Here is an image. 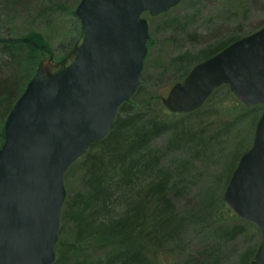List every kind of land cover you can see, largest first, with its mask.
<instances>
[{
  "label": "water",
  "instance_id": "water-1",
  "mask_svg": "<svg viewBox=\"0 0 264 264\" xmlns=\"http://www.w3.org/2000/svg\"><path fill=\"white\" fill-rule=\"evenodd\" d=\"M181 1H80L76 46L61 60L39 62L4 124L0 264L55 263L66 175L109 135L121 106L138 92L150 31L144 13L157 16ZM223 85L243 106H264V26L196 64L162 102L171 113H194ZM224 201L258 227L261 243L250 264H264V111Z\"/></svg>",
  "mask_w": 264,
  "mask_h": 264
},
{
  "label": "trees",
  "instance_id": "trees-1",
  "mask_svg": "<svg viewBox=\"0 0 264 264\" xmlns=\"http://www.w3.org/2000/svg\"><path fill=\"white\" fill-rule=\"evenodd\" d=\"M34 1L41 0H7L6 3L29 7ZM43 1L48 3L46 12L49 14L55 13L56 6H62V0ZM38 35L28 33L17 38L0 37V148L4 143L6 118L34 77L38 61L43 59L39 60L38 56L39 48L43 46ZM246 35H231L197 53L187 52L177 58L174 65L184 78L196 63L212 57ZM76 44L77 41L69 50ZM144 95L141 86L135 96L121 106L109 135L95 143L71 166L70 175L75 174L71 182L73 189L69 184L70 193L62 210L63 220L69 226L61 230L62 240L60 247H56L57 259L54 264H166L171 259L162 260L160 257L164 253L171 258L180 254L179 241L185 217L177 210L175 200L190 183L188 167L184 162L177 161L165 164L164 159L171 152L185 149L193 142L200 149L208 147L211 138L202 137V121L195 122L194 119L208 115L212 96L194 113L166 114L178 116L174 122L166 119L162 111L159 112L157 98L151 96L141 100ZM239 107L242 106L237 104ZM154 110L156 114H153ZM246 110L239 111L238 118L234 119L241 121L251 118L256 124L259 120L256 107ZM232 126L228 124L220 134H229ZM161 136L167 139L162 149L155 143ZM214 139L218 140L217 137ZM244 146L243 139L228 156L222 173L226 184L236 168L234 161L238 162L240 157L235 159V155L231 158ZM217 226L222 235L229 238H235L241 232L236 226L232 229L224 228L225 224ZM90 241L100 246H110L111 252L104 258L91 261L84 247ZM257 249L246 251L243 256L245 264H250ZM216 252L214 249L212 252H202L199 259L195 257L192 261L203 264V258L211 257ZM174 262L175 259L170 264L177 263Z\"/></svg>",
  "mask_w": 264,
  "mask_h": 264
},
{
  "label": "rangeland",
  "instance_id": "rangeland-1",
  "mask_svg": "<svg viewBox=\"0 0 264 264\" xmlns=\"http://www.w3.org/2000/svg\"><path fill=\"white\" fill-rule=\"evenodd\" d=\"M6 1L0 0V37L17 38L28 33H38L43 43L38 52L39 60H61L74 42L78 41L82 25L75 11L81 0H62V6H56L53 14L46 12L48 3L45 4L43 0L34 1L29 7L18 3L11 6ZM144 17L149 22L150 31L148 52L141 74V86L145 94L141 100L151 96L157 98L159 112L162 111L166 119L175 122L178 116H166L171 113L162 102L171 88L183 80L174 61L187 52L197 53L222 38L254 32L264 25V0H182L166 13L157 16L148 13ZM237 104L242 107L238 109ZM255 107L259 119L264 106ZM208 108H211L208 109V115L197 120L193 118L195 122L202 121V137L211 138L208 147L200 149L193 142L185 149L171 152L164 159L165 164L172 161L187 164L190 183L175 200L177 210L185 217L179 241L180 254L171 258L164 253L160 258H165V261L175 259L176 264H196L192 259H199L202 252H212L214 249L216 254L203 258V264H245L244 254L249 249L259 247L261 233L255 224L234 214L225 201L221 204L228 185L222 173L228 156L238 143L244 139L245 146L231 159L235 155V159L241 157L246 147L250 149L258 120L255 124V120L251 118H241V121L234 119L238 118L239 111H247V108L252 107L240 104L231 94L228 85H223L214 92ZM153 114H156L155 110ZM230 123L233 124L230 133L220 134ZM217 133L220 135L217 136ZM215 137L218 138L217 141ZM166 141L161 136L155 143L162 149ZM235 163L237 166V160L234 165ZM70 169L65 179L67 195L70 193L69 184L73 189L71 182L72 176H75L74 173L70 175ZM218 224H225L223 227L227 229L236 226L241 232L235 238L223 236ZM68 226L69 223L61 215L58 248L62 240L61 230H66ZM84 247L91 261L104 258L111 252L110 246H100L91 241ZM171 260L166 264H170Z\"/></svg>",
  "mask_w": 264,
  "mask_h": 264
},
{
  "label": "bare ground",
  "instance_id": "bare-ground-1",
  "mask_svg": "<svg viewBox=\"0 0 264 264\" xmlns=\"http://www.w3.org/2000/svg\"><path fill=\"white\" fill-rule=\"evenodd\" d=\"M201 62H202V61H201ZM198 63H200V62H198ZM198 63H196V64H198ZM196 64H195V65H196ZM195 65H194V66H195ZM194 66H193V67H194ZM187 75H188V74H187ZM187 75H186V76H187ZM186 76H185V77H186ZM185 77H184V78H185ZM184 78H183V79H184ZM140 86H141V85H140ZM139 88H140V87H139ZM138 90H139V89H138Z\"/></svg>",
  "mask_w": 264,
  "mask_h": 264
}]
</instances>
